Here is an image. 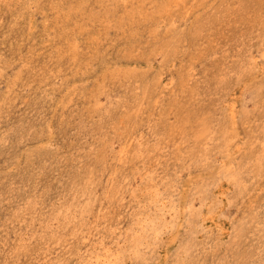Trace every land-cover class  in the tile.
I'll list each match as a JSON object with an SVG mask.
<instances>
[{"label":"rangeland","instance_id":"374dc122","mask_svg":"<svg viewBox=\"0 0 264 264\" xmlns=\"http://www.w3.org/2000/svg\"><path fill=\"white\" fill-rule=\"evenodd\" d=\"M0 264H264V0H0Z\"/></svg>","mask_w":264,"mask_h":264}]
</instances>
